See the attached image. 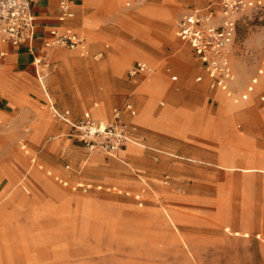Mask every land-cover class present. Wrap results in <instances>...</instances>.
I'll return each instance as SVG.
<instances>
[{
    "label": "rangeland",
    "instance_id": "374dc122",
    "mask_svg": "<svg viewBox=\"0 0 264 264\" xmlns=\"http://www.w3.org/2000/svg\"><path fill=\"white\" fill-rule=\"evenodd\" d=\"M99 1L82 9L89 19L86 39L78 33L82 49L59 46L51 55L43 48L40 63L24 67L22 75L35 82L33 68L42 70L52 103L76 119L92 101L100 104L99 92L108 93V110L129 95L135 120L162 114L170 132L136 123L139 145L129 142L131 151L108 155L71 135L41 90L37 108L0 103V264H264V165L256 164L264 157H246L241 169L230 167L229 150L226 162L218 159L221 149L234 146L231 136L248 138L238 146L244 154L264 156V118L248 107L264 111L257 96L264 95V83L247 101L238 96L264 55V7L237 16L227 44L235 80L230 95L217 91L218 100L207 79L194 81L202 74L198 62L173 35L187 5L209 0H142L133 7L127 0ZM74 22L78 27L76 12ZM121 54L132 56L126 67V59L115 56ZM183 54L192 66L178 64ZM109 55L115 69L125 67L119 80L110 76ZM135 59L167 78L149 115L148 108L140 114L143 99L134 101L125 88ZM4 67L0 63V81L13 82L16 66ZM225 100L237 107L224 112ZM99 109L96 118L105 122ZM241 157L232 163L244 164Z\"/></svg>",
    "mask_w": 264,
    "mask_h": 264
},
{
    "label": "crops",
    "instance_id": "0c3cea01",
    "mask_svg": "<svg viewBox=\"0 0 264 264\" xmlns=\"http://www.w3.org/2000/svg\"><path fill=\"white\" fill-rule=\"evenodd\" d=\"M93 1L94 0H70V6H71V9L73 11V15L71 17L61 19L60 18L61 12H60L58 0H31V3H30V13H31V21H32L31 36L28 39H26L24 42H21V43L15 44V45L11 44L7 40H2V48L5 52V54L1 59V64L3 66H5L4 70H6L9 65H14V67L16 66V70L14 71V74L9 77V78H12L14 80L13 82L3 84L0 81V103H5V104H9V105L29 104L32 108H37V106H36L37 102H36L35 96L39 95L40 90H41V92L44 93V96L47 98V100L49 102V109L51 110L52 116L54 118H56V117L53 115L52 109H55L61 113H66V117H67L68 121H70V122H74V121L80 119L84 115L85 112H88L89 115L91 116V118L97 119L96 117H99V112H100L99 111V105H102V108L105 112V121L113 120V109L115 107H117L120 109V119L122 121L131 123L133 125L136 123H141V124H143V126H146L147 128H151V129L156 130V131L169 133L170 128H171L170 124L161 122L162 117H163L162 114L159 115L154 120H152L148 116L150 121L149 120H147V121L135 120L136 109H135V106L133 105V102L129 99V95L127 97H125L119 105H115L110 110H108V104H109L110 97H109L107 92H99L98 95L101 99L100 104H98L97 101H92L91 105L81 113V115L79 116L78 119H76L73 117L70 109H68V108L60 109L52 103L51 99L49 98V96L47 94L46 88H44L41 85V81L37 77L35 67L33 68L35 80H36L35 82L25 80V77L22 75L24 67L33 63L36 56H39L42 53V51H44L43 43H44V41H46L50 38V32L52 29H55L59 32L70 31V32H73L76 34L79 33L81 37L83 36L85 38L83 29L87 30L86 25L89 23V19H88V17H85V16L83 17L81 15V13L83 11L82 9H85V10L89 9L92 4H97V6H99V4L101 5V1H99V0H96L94 2ZM203 1H205V0H200V2H203ZM140 2H142V0H140ZM139 3L133 4L130 6H126V5L125 6L126 7H133L135 5H138ZM110 4L116 5L117 1H111ZM145 6L151 7L149 5V3L146 4ZM143 8H144V6L141 8V10ZM151 8L153 10V7H151ZM190 9H199V10H204V11L211 9L217 13L218 12V5L216 3V0H209L204 6H201V7L194 6V5H187L185 7V10L183 11V13L187 10H190ZM152 10L149 11L151 16L154 14V11H152ZM75 12L78 15V21H79L78 27L75 26V22H74V13ZM182 14H180L179 17L177 19H175V21H174L175 25L173 28V35L177 39H179V37L177 35V23H178V20ZM146 17L149 18V16H146ZM90 42H93V40ZM58 48H59V46L48 47V48H46V52H47V54L52 55V54L57 52ZM192 54H193L195 61L198 62V67L202 73L201 75L195 76L194 81L199 82L203 78H205V79H207L209 88L214 90L215 98H217L216 97L217 91H221L224 93L225 96H227L225 94L226 93L225 91H223L217 87L211 86V84H210L211 80L208 77L206 71L204 70L202 63L198 60V58L194 55L193 52H192ZM115 56L116 57L120 56L122 58H125L126 61H124V62H126L127 64L132 59V56L127 55V54H121V55H115ZM115 56L113 55L112 57H115ZM178 56H179V57H177L179 59L178 64H180L182 67L186 66L185 68H188V67L192 66L191 62H189L187 59L184 60V54L178 55ZM112 57H111V55H109V57H108L109 67H110L109 73L113 79H116L117 76H119L121 74V72L124 70V68L127 66V64L125 65L124 68L117 67L115 69L110 62V58H112ZM181 57H183V58H181ZM137 61L144 62L150 67L149 63H147V61H145L143 59L133 60L131 65L129 66V68L126 71V75L129 79V81H125V88L127 90H129L131 98L134 99V101L138 102L139 99H143V105H142L140 114L143 112L144 108H148L147 110H148V115H149L152 111L153 100L160 94L162 88L165 86V84L167 82V78L164 75H161L159 73L152 74L153 70L140 71V72H137L134 76H129L128 70ZM94 67H96V66L95 65L93 66L94 71H96L95 70L96 68H94ZM258 68H262V72L260 74L257 73ZM258 68L256 69L255 74L252 76V77H256L257 81H256V83L253 84V89L247 93L248 96L250 94L254 93L256 86H259V85L264 83V76H263V78L261 77V75L263 73L264 65L260 64ZM251 78H250V80H251ZM117 79L119 80V78H117ZM250 80H249V83H250ZM92 81L95 83H98L97 78L92 79ZM36 82H38L41 85L40 88H39V86L36 85ZM233 82L230 84V88L232 87ZM249 83L247 85H249ZM247 85L245 86L242 93L246 92ZM242 93H240V94H242ZM59 94L61 95L62 93H59ZM240 94L238 96H240ZM72 95H75V97H76V93H73ZM248 96L246 99H242V98H239V99L241 101H247ZM257 96H258L260 101L264 100V95L262 94V92L261 93L259 92L257 94ZM76 99H77V97H76ZM67 102H69L73 106H75L77 100H75L74 104H73V102H71L69 100ZM233 102L236 103L234 100H233ZM126 103L130 104L131 107L126 108L125 107ZM224 103H226V106L223 109L224 112H226V111L228 112L231 109H234L237 107V105L236 106L230 105L229 102H227L226 100L224 101ZM159 104L162 105L163 102L160 101ZM248 107H249V110L252 113H255L257 116H259V118H262V119L264 118V111H258L257 106L253 107V108L251 106H248ZM207 119L209 121L214 120L213 117H208ZM68 121H61V122L70 126V122H68ZM57 128H59V127H57ZM203 131L205 133L216 132L215 130H204V129H203ZM260 131H261L262 135L264 136V128H260ZM134 135L136 136V139H137L138 136L136 135V132L134 133ZM229 140L231 142H233L234 146H231L230 148L221 149V151L219 152V155H218V159H219L220 163L226 162L225 153L227 150H229L230 153H232V155L230 156L229 162L231 164L235 165L234 168H240L241 169L243 166H245L247 164V161L244 160L246 157L255 158L254 157L255 154H257V156H258L257 158L262 159L264 157L263 155H260L259 153H254L253 151H246L245 154L243 153L244 151L241 152V150L238 146L243 144V142L248 143L249 142L248 138L231 136V138ZM129 142H131V141L125 142L119 151L120 152H122L124 150L126 152L131 151L132 146L129 145ZM133 143H135V142H133ZM135 144L139 145V143H135ZM128 147H130L131 149H128ZM236 154H238V155H236ZM239 156H242L240 159L244 162V164L232 163V161ZM220 163H219V165H220ZM256 164L264 165L261 162H257ZM136 197L138 198V195ZM245 236H247V235H245Z\"/></svg>",
    "mask_w": 264,
    "mask_h": 264
},
{
    "label": "built area",
    "instance_id": "2783aa9c",
    "mask_svg": "<svg viewBox=\"0 0 264 264\" xmlns=\"http://www.w3.org/2000/svg\"><path fill=\"white\" fill-rule=\"evenodd\" d=\"M60 18H68L73 15L70 0H58ZM140 0H127L126 6L139 3ZM31 0H0V63L5 52L2 48V40L11 44L24 42L31 36ZM218 12L211 9H190L185 11L177 23V35L179 39L187 43L194 55L202 63L204 70L211 80V86L217 87L231 94L230 84L235 80V74L230 69L227 57V44L236 32L237 16L247 8L264 7V0H216ZM53 46H65L69 49H80L84 46V40L78 34L66 31L59 32L52 29L50 38L43 43L44 48ZM34 64L40 63V57L34 59ZM264 65V55L261 61ZM36 68V67H35ZM146 63L137 61L128 70L129 76H134L140 71H150ZM262 68L257 69L260 74ZM37 77L42 79V70L36 68ZM256 77H252L246 92L239 98L246 99L248 92L253 89ZM233 100L237 102L238 98ZM126 108L131 105L126 103ZM53 115L61 121H68L66 113L52 109ZM70 122V121H68ZM70 134L78 138L83 145L91 151L99 150L108 155L116 154L127 141L134 142L135 125L120 119V109H113V120L101 123L93 119L88 112L70 122ZM164 183L167 182L165 176Z\"/></svg>",
    "mask_w": 264,
    "mask_h": 264
},
{
    "label": "bare ground",
    "instance_id": "6f19581e",
    "mask_svg": "<svg viewBox=\"0 0 264 264\" xmlns=\"http://www.w3.org/2000/svg\"><path fill=\"white\" fill-rule=\"evenodd\" d=\"M175 25V24H174ZM76 59V58H75ZM73 60V59H72ZM126 61V60H125ZM122 63H121V67H122V64H123V66L126 64V62H124V60L123 61H121ZM94 66V65H93ZM60 80V79H59ZM58 82V81H57ZM40 85V84H39ZM41 85L44 87V88H46L45 87V84H44V82H42V79H41ZM40 85V86H41ZM99 116H102V111L99 109ZM145 112V109L143 110V113ZM139 120V119H138ZM150 120V119H149ZM101 123H104V122H102V121H100ZM250 166V165H249ZM230 167H235V165L234 164H231L230 165ZM256 167H257V165H256ZM260 167V166H259ZM251 168H255V167H251ZM260 169H263L264 170V168H260ZM259 236V235H258Z\"/></svg>",
    "mask_w": 264,
    "mask_h": 264
}]
</instances>
